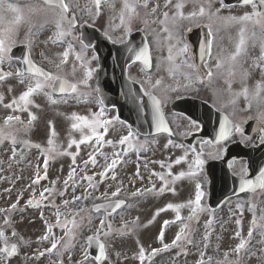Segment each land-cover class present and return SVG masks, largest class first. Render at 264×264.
Wrapping results in <instances>:
<instances>
[{"label":"flooded vegetation","instance_id":"obj_1","mask_svg":"<svg viewBox=\"0 0 264 264\" xmlns=\"http://www.w3.org/2000/svg\"><path fill=\"white\" fill-rule=\"evenodd\" d=\"M65 2L70 7L69 15L75 14V24L69 28L65 21L64 30L70 31L71 35L59 38L57 33L60 29L57 28V20L60 9L58 7H50L45 3V0H4L3 5L0 6V16H3V21L0 22V31L12 27L16 34L14 43L11 44V50L7 53V57L10 59L6 58L0 65V72L4 74V79L0 80V96L6 89L11 93L18 80L25 83V91L29 86H34L37 80L44 82V77L24 70L26 64L23 63V57L28 56V51L24 47H28L31 58L36 64L45 71L76 83L78 89L84 90L83 94L91 96L89 101L92 102L94 111L100 115L99 128L100 132H103L101 134L103 139L100 140L93 135L92 126L90 128L88 123L80 124L79 119L76 118L80 115L76 101L78 91L60 93L46 87L43 91L33 93L27 104L19 101L22 94L13 95L7 104L4 103V99H0V128H3L7 133L14 134L17 139L15 145L10 139L0 143V153L6 154L4 158L0 156V172H4L3 174L7 172L9 175L8 184H6L13 188H27L29 193L37 196L35 198L38 199H35L34 203L30 205L33 210L51 207L59 212L62 207L58 200L59 196L69 195L77 189L80 168L87 167L85 161L80 162L81 154L83 153L85 156L91 154L88 167H91L95 175L90 180L93 185L95 180L100 181L98 184H104L106 180L115 176V178L122 177L123 180L124 175L133 176L131 177L133 182L124 180L125 184L122 185V190L126 192L140 190L142 194L135 196L130 193L126 194L127 201L132 202V198H135L133 205L143 202L153 204L157 207L156 215L162 212L159 210L162 202L163 211L174 210L177 208L175 206L178 201L179 205L183 206L189 201L190 196H193L195 201L197 192H201L203 193L200 200L201 216L203 212L206 218V213H208L209 219L214 221L218 211L210 208V197L206 195L207 182L206 177H203L206 172L205 166L211 160L222 159L229 150L234 160L231 165L226 164L224 167L228 172L232 170L238 176H246L251 160L259 159L258 162L264 163V150H261V146L264 145V119L255 117L253 106L249 107L248 105L244 110L235 112L229 107L228 109L224 101L213 99L212 90L207 87L197 89L195 97L209 102L215 110L209 108L196 110V115H199L202 121L175 112L172 105L179 95L170 97L167 102H164L159 94L161 89L164 93H167V89H170L168 93H173L174 85L168 86L164 81H160V76L165 72H167V76L170 74L171 67L167 69L169 62L173 59L185 58V56L172 55L170 59L168 55L163 57L159 54L157 39L153 33L154 24L152 21L154 19L151 17L158 14L160 10L168 14L176 13L175 21H178L179 26H183L182 29L187 30L200 24H207L206 21L195 26H191V23L187 24L191 19L200 16L190 17L189 14L193 11L198 12L201 6L206 9V13L203 15L205 17L211 12L210 9L215 12L219 9L218 15L233 10L234 16L239 17L240 13L251 12V5L245 6L242 0H233L232 4H228L226 0H171L172 8L177 10L175 12L172 8L165 7L168 5L167 0H147L146 7L137 6L139 15L131 20V30L129 31L127 15H125L123 23L120 19L123 0H112L114 7L102 0L98 15L93 0H65ZM177 4H182L183 7L178 9ZM9 5L19 11L11 10ZM261 7L264 8V5ZM153 8L156 9L155 12L152 11ZM89 10H91V14H89ZM179 12H183L184 18L177 15ZM17 16L22 18L17 24H13L12 21ZM29 20L32 22L29 23ZM239 25L240 23H237V26ZM252 26L256 27L257 25L253 24ZM96 28L103 33L104 38L96 36ZM83 29L88 33L91 32V34L89 33L91 35L90 46L87 45V47H84L86 43L81 38ZM135 31H142L147 38L149 56L147 53L146 56L150 59L148 64H144L141 60L130 61L132 53L141 51L135 45L145 41L143 38L130 40L131 34ZM251 33L255 35V33ZM130 41L132 45L128 47L127 43ZM217 41L223 43V39L214 40L212 38L211 51L214 42ZM65 52H68L66 62L61 63L62 60H65L63 55ZM78 55L80 59H77ZM248 56L250 57V55ZM143 58L145 59L144 56ZM256 58L260 59L259 56L252 59ZM238 60L239 57L234 65ZM190 61L188 62L190 63ZM77 67L81 68V73H78L81 76H76L74 73ZM174 68L175 72L179 69ZM89 71H91V76L88 75ZM7 73H12V75L9 76ZM206 84L203 81L201 85ZM100 88L104 89V98L100 96ZM202 94H205L206 97H203ZM155 97L160 101L162 114L169 123L172 132L167 129L158 130L160 118L155 112ZM13 100H16L20 107L15 105L7 107L12 104ZM57 103H62L64 108L57 109ZM120 109L139 111L143 121V133L138 132L137 129L118 117ZM8 116H18L20 120L5 124ZM105 121L109 123L105 124ZM115 123L121 124L123 137L129 131L134 133L131 139L133 147L130 148L127 143L121 145L118 142L116 144L120 133L116 134ZM73 125H77V127H73ZM222 126L227 129L228 134L225 138H221L220 135ZM49 140L52 141L51 144ZM113 142L115 143L113 144ZM114 147H116L115 151H110V148ZM175 150H182L185 154L177 153ZM154 152H158L160 156L151 157ZM114 153H119V158L114 156ZM193 155L195 158L191 163L189 158ZM198 156L204 161L202 165L196 163ZM93 157L95 163L92 161ZM113 159H117V164L114 168L108 169V165ZM177 161L184 165L181 172L185 173L184 176L174 174ZM45 162L47 163L45 164ZM28 168H32V171L28 173L23 171ZM56 169H59L58 173L54 172ZM191 169L195 170L194 177L200 174L201 178H196L195 185L191 187L187 185L189 186L187 188L183 180L191 179ZM64 174H66L65 180L62 179ZM160 175H163L165 179L161 180ZM37 176L40 177L39 182H36ZM98 184L90 189L92 195L96 196L97 191L100 190ZM45 189L50 191L46 192ZM161 189L164 190L161 191ZM68 192L69 194H67ZM41 193L44 194L43 198ZM36 201L40 202L39 205H36ZM15 202L17 200H13V203ZM228 202L231 205L226 211L235 207L241 212V216H244V213L248 211L251 219V238L258 239L264 244V189L241 191ZM227 203L225 207L228 205ZM169 204L174 207L168 208ZM178 209L179 216L186 214L184 207ZM74 219L76 217H71L68 218V221ZM254 219L255 227H253ZM6 226L5 222L0 223L3 233ZM211 228H205V232L209 233ZM187 232L188 229L185 228L184 233ZM253 264H264V248H258V253H254Z\"/></svg>","mask_w":264,"mask_h":264},{"label":"rangeland","instance_id":"obj_2","mask_svg":"<svg viewBox=\"0 0 264 264\" xmlns=\"http://www.w3.org/2000/svg\"><path fill=\"white\" fill-rule=\"evenodd\" d=\"M165 7L172 8V5L168 3ZM173 10L177 12L176 9ZM210 11L215 13V10L213 9H210ZM164 13V11L160 10L158 14L151 17L154 19V21H152L154 24L153 33L154 37L157 39L159 54L163 57H167L166 55L169 57L172 55L183 56L184 47L180 42L181 35L183 34V30H181L183 26H179L178 21L176 22L175 19H173L176 13L168 14L167 21H165ZM242 14L244 15V13L238 15L242 16ZM230 16H234L233 10L225 11L218 16H198L187 22V24L191 23V26H195L200 22L206 21L212 31L214 30L215 34L217 33L214 36V40H216V38L217 40L223 39V43H219L218 41L216 43L214 42L212 56L208 62L209 68H212L213 70L212 76L208 77L207 84L204 88H211L213 99L224 101L225 104H227V108H231L234 112L237 110H244L248 107L249 102H251L255 117L263 120L264 87H262L258 97L256 96V88L258 83L261 86H264V59H262L264 30L259 25L256 27L252 26V21L243 24L240 23V25L237 26V22L225 19ZM28 22L31 23L32 20H29ZM242 27L246 29L245 48L241 55L238 56V62L234 65L236 60L231 61L229 56L236 50V46L239 43L238 39H240V29ZM165 28H167L168 31H165ZM250 31L255 33V35ZM249 40L251 41L249 42ZM170 49L171 52L169 51ZM248 55H250V57ZM257 56H259L260 59H252ZM169 63L167 69L171 67L169 70L170 74L167 76V72L163 73L160 76V81H164L168 86L174 85L173 89L182 88L181 90H184L185 86H187L185 89H193L191 86L192 82L189 79V73H191L192 70L188 68V65L193 64V62L186 63L184 62L183 57L179 60L173 59V65L179 68L175 75H173L175 68L174 66L172 67L171 62ZM217 63H221V67L217 68ZM257 64L260 66L257 67ZM74 73L76 76H81L78 74L81 73V68L77 67V70H75ZM197 77L199 78L197 82L201 84L203 80L196 70L192 73V79H196ZM28 82L30 83L31 79L28 80ZM24 85L25 83L23 81L18 80L16 87L12 89L11 93H5L4 103L7 104L8 100H10L13 95L22 94L25 91ZM161 88L163 87L161 86ZM244 88L248 89L247 95L243 93ZM77 91L79 94H77L76 101L78 102L79 117L81 118L79 119V123H88L90 128L92 126L91 129L95 127L96 131L93 135L97 136V134L102 132H100L99 128L100 115L98 112L94 111L92 107L93 104L89 101L91 96L89 94H83V89H78ZM166 91L167 93H164L163 89H161L159 93L164 102H167L171 97L170 93H168L170 89H167ZM175 92H178V90ZM202 96L206 97L205 94H202ZM207 96L209 97V95ZM56 107L57 109L64 108L62 103H57ZM114 128L117 131L116 134H118V132L120 133V136L116 139V144H118L123 138L121 124L115 123ZM114 143L115 142H113V144ZM115 149L116 147L112 149L110 148V151H115ZM175 152H181L183 155L185 154L182 150H175ZM81 155L80 162L86 161L85 159H87V155L85 156L83 153ZM0 156L4 158L6 154L0 153ZM107 156H109V153H107ZM158 156H160L158 152L151 154V157L153 158ZM194 158V155L190 156L189 160H191V163L194 162ZM183 167V164H180V162L177 163L174 174L180 175ZM23 171L28 173L32 171V168ZM92 171L91 167L83 168V173H89ZM191 171V179L183 180V182L186 183L187 188L195 185L193 182L195 180V170L191 169ZM54 172L58 173L59 169H56ZM3 173L4 172H0V223L5 222L7 224L5 228V237H7V241L13 240L20 243L17 258L21 264H61V261L62 264H200L199 262L204 259H206V261H203V264H211L212 262L210 259L212 257H217V261H215L214 264H249L250 261L253 260V258H249L245 253V256L242 257V255L239 254L240 250H235L238 244L244 241L246 234H248L250 230L252 232V228H250L251 219L248 215V211L244 213V216H241V212L237 208L231 207L229 211H224V213L217 215V217L215 214L216 219L214 221H211L209 219L210 215L206 213L207 218L203 217L187 225L188 232L181 233L180 235L182 236V239L179 243L177 242L175 246H172V242L175 239L176 234L179 232L165 237L162 236V238V234L159 233L164 231L161 222L166 218H173L175 213L174 210L162 211L156 215L157 207L153 204L143 202L139 205H131L124 211V214L134 216L138 222L131 227L133 229H130L129 232H127L126 227L128 225L126 220H128L129 217L120 219L118 216L117 218L114 217L110 220V217L105 216L103 213H94L91 210V206H84L81 201L78 206L79 208L77 209L79 217L76 218V226H73V224L70 226L74 235L72 237H66L64 225L68 223V221H62L60 216L57 217L56 215H51V213H54L52 208H42L40 210H33L30 208V205L27 202L30 199L33 201L38 199L35 198L37 196L29 193V189L27 188H13L12 186H7L9 175L7 172L5 174ZM50 177H52V175H50ZM124 177L125 175L123 178ZM131 177H128V179ZM65 178L66 174L62 176L63 180H65ZM82 178H84V176L81 175V183L80 185L78 184L77 190L85 186V192H87L89 188L87 180L82 181ZM89 182L91 183V181ZM124 184L125 181L121 177L115 179L112 178L104 183L103 189L105 190H101L99 194L104 196L108 195L115 190V187H120ZM101 185L103 184H98L99 187H101ZM5 186L12 188H5ZM56 192H58L57 189ZM77 192L82 193L81 190ZM74 196H76V194L65 195L62 197L59 196L58 200L62 203ZM13 200H19L20 202L23 201L26 204L23 205L24 209H18L15 213H12L14 216L10 215L11 212L8 211V206ZM179 203L180 202L178 201L176 205H179ZM188 204L189 203L186 202L183 206L189 207ZM192 206L193 203L191 204V207ZM163 208L164 205L162 202L159 210ZM8 215L11 217L7 218ZM55 220H58L57 223L60 225L49 231L52 224L49 223L54 222ZM101 220H104L105 222L102 229L100 227ZM242 225H246V228L244 232L239 233L237 226ZM180 227L183 228V226ZM180 227H178V229ZM209 227H212L211 231L206 233L205 228ZM97 229H100L99 238L104 241L107 249L106 258L99 262L90 257L87 244V238L89 236H95L97 234ZM13 233H16L17 235L14 236ZM105 233H107V235H105ZM237 233H239V235H237ZM43 235L47 236L48 239H43ZM50 236H53V238ZM62 236L65 237L63 243L67 242L69 244L67 249L64 248V243L58 248L56 254L46 251L51 248V244L55 240L60 239ZM191 236L193 237L192 239L190 238L192 244H190L189 239ZM3 242H5V240L2 242L0 241V248L4 247ZM165 244L170 245V247L164 249L163 246ZM177 246L179 247L173 252L172 248ZM258 247L264 248L262 242L259 241ZM141 248H143L145 252V259L143 261L139 258ZM154 249H158L159 251H157L155 255H152ZM41 252H43L44 255L41 256L39 254ZM9 259V256L0 253V264L10 263Z\"/></svg>","mask_w":264,"mask_h":264},{"label":"snow or ice","instance_id":"obj_3","mask_svg":"<svg viewBox=\"0 0 264 264\" xmlns=\"http://www.w3.org/2000/svg\"><path fill=\"white\" fill-rule=\"evenodd\" d=\"M3 2L4 0H0V6L3 5ZM104 3H108L109 6L111 7H114V3L112 2V0H103ZM168 3H171V0H167ZM243 4L245 6H248V5H251L252 7V11L251 12H245L244 15L242 16H239V17H236V16H230V17H226L225 19L227 20H230V21H233V22H237V23H245V22H248V21H252L254 25H259L262 29H264V8L261 7V5H264V0H259V3H257V0H242ZM45 3L47 5H49L50 7H58L60 9V12H59V18L57 20V28L60 29V31L57 33L58 37L59 38H63L64 36L66 35H71V32L70 31H65L64 30V22L67 21V24H68V27L71 28L74 24H75V14L72 13L71 16L69 15L70 14V7H69V4L65 2V0H45ZM93 3H94V6H95V9H96V14L98 15L99 14V11H100V8H101V4H102V0H93ZM138 5H143V6H147V0H123V6H122V9H121V15H120V19H121V22L123 23L124 22V19H125V15H127V18H128V22H129V31L131 30L130 29V23H131V20L139 15L138 11H137V6ZM11 10L13 11H16L18 12L19 9H16L14 8L12 5H9L8 6ZM158 7V5H157ZM176 7L179 9V8H182L183 5L182 4H177ZM210 7V5H209ZM153 12L156 11L155 8L152 9ZM206 13V9L204 8V6H201L199 8V11L196 12V11H193L191 12L189 15L190 17H195L197 15H200V16H203L205 15ZM89 14H91V10H89ZM210 16H218L219 14V9L216 10L215 13H212V12H209L208 13ZM180 18H184V14L183 12H179L177 14ZM22 17L20 16H17L16 19L14 21H12L13 24H17L20 20H21ZM164 18H165V21H167L168 19V13L165 12L164 13ZM176 17L174 16L173 19H175ZM3 21V16H0V22ZM164 22V21H162ZM165 31H168L167 28L164 29ZM245 31L246 29L245 28H241L240 29V40H239V43L237 44L236 46V50L234 53L230 54L229 56V59L231 61H235L237 59L238 56L241 55L242 51H244V48H245ZM15 29L12 28V27H8V28H4L2 31H0V65H2L5 61L6 58H9L10 57H7V53L10 52L11 50V44L14 43V37H15ZM84 47H87V45H84ZM209 48L211 47L210 45L208 46ZM171 52V49L169 50ZM183 51H186V48L183 49ZM146 53H147V49H141L139 55H138V59L141 57V56H144L145 59H147V56H146ZM64 57H65V60H62L61 63H64L66 62V58L68 56V52H65L64 54ZM171 59V56L169 57ZM77 59H80L79 55L77 56ZM262 59H264V41H262ZM23 62L27 65V69L26 71L29 72V73H34L35 75L37 76H40V77H44V82H41L39 80H37V82L35 83L34 86H29L27 88L26 91H24L22 93V95L19 97V101H23L24 104H27L29 102V97H31L33 95V93H36L38 91H43L46 87L47 88H50L54 91H59L60 93H65V92H77V89H78V85L76 83H72V82H69L67 79L59 76V75H54L53 73L51 72H48V71H45L44 69L40 68V67H37L34 62L28 57V56H25L23 57ZM257 67H259L260 65L257 64L256 65ZM57 67H59V65H57ZM217 68L221 67V63H217L216 65ZM188 68L192 70L191 73H189V79L191 80L192 83H195L197 82V80H199V78L197 77L196 79H192V73H194L196 71V65L195 64H189L188 65ZM7 75H12V73H7ZM89 76H91V71H89L88 73ZM207 75L209 77L212 76V72L209 71L207 73ZM4 79V74L2 72H0V80ZM157 83H159V81H157ZM262 87L264 86H261L259 83L257 84V88H256V96L258 97L259 94H260V91L262 90ZM243 93L245 95L248 94V89L247 88H244L243 89ZM155 105H156V113H157V116L160 117L161 115V108H160V101L159 100H155L154 101ZM17 106V107H20V104L16 101V100H13L12 104L11 105H7V107H12V106ZM249 107H251V102H249ZM77 119H81L80 117H76ZM33 119H35V117H33ZM19 121L20 118L18 116H8L6 118V121H5V124H8L9 122L11 121ZM109 122L105 121V124H107ZM160 124H163L164 121L162 119H160L159 121ZM73 127H77V125H73ZM96 129L95 127H93V132L95 133ZM227 129L225 126H222L221 128V138H225L227 136ZM134 136V133L129 131L128 134L126 136H124L120 141L119 143L121 145H124V144H128V146L131 148L133 147V145L131 144V139L133 138ZM97 138L102 140L103 139V136L102 135H99L97 134ZM6 139H10L12 144L15 145L17 143V139L15 137L14 134L12 133H7L4 131L3 128H0V143H2L4 140ZM90 139V137H89ZM27 143V142H25ZM49 143L51 144L52 141L49 140ZM72 143H75V141H72ZM109 143H111V141H109ZM171 143V141H170ZM37 147H39V145H36ZM114 156H116L117 158H119V153H114L113 154ZM92 161L93 163H95V159L94 157L92 158ZM47 162H45L46 164ZM177 163H179V161H177ZM196 163L198 165H202L204 163L203 160L199 159V156L197 157V160H196ZM117 164V159H113L111 161V163L108 165V169H112L115 167V165ZM185 173H180V176H184ZM71 178V177H70ZM39 179L40 177L37 176V180L36 182H39ZM89 180H91V177H88ZM160 179L161 180H164L165 177L163 175H160ZM67 183V182H65ZM247 186L249 189H255L256 187H259L261 189H264V172L261 173L259 179H258V182L257 183H254L253 181L251 180H244L243 183H242V187H241V190L243 191L244 190V186ZM164 189H161V191H163ZM45 191H50L49 189H45ZM120 189H117L116 192H113L112 195L113 196H117L118 193H119ZM138 194H142L140 192V190H137V192H134L132 193L133 196L135 195H138ZM203 195V193L201 192H197L196 194V199H195V203L199 206L200 204V200H201V196ZM44 194L41 193V197L43 198ZM74 199L78 200L80 199V197H74ZM29 205H32L34 203V201L32 199H30L28 202H27ZM36 205H39V201H36L35 202ZM69 203V201H64V204L67 205ZM125 203V201L123 200H116V201H109L108 202V207L111 208L113 211H115V209H118L121 207V205H123ZM13 208L16 207V205H12ZM168 208H172L174 207V205L172 204H169L167 206ZM177 208L179 207H182L181 205H177L175 206ZM100 210V206H97L96 207V211H99ZM164 209H161L160 211H163ZM179 219V217H178ZM70 224H73V226H76L75 225V221L74 220H71L69 221ZM104 220H101L100 221V227L101 229L104 227ZM167 223V222H165ZM255 219L253 220V227H255ZM64 227L67 229L66 231V237H72L74 234L72 233V230L71 228H68V225L65 224ZM126 227V225H125ZM49 231H51V228H49ZM99 233H100V229H97V234L95 236H90L88 237V243L89 245L91 244V242L95 239V240H99ZM13 235H17L16 233H13ZM105 235H107V233H105ZM237 235H239V233H237ZM252 235V232L249 231V237H251ZM0 236H4V233L2 231H0ZM161 238H162V235H161ZM43 239H48L47 236L43 237ZM182 239V236L180 234H178L175 239L173 240L172 242V246H175L177 244L178 241H180ZM65 240V237H61L60 239L58 240H55L52 244H51V248L47 249L46 251L48 252H52L54 249H57V245L61 242ZM69 246V244L67 242H65L64 244V248L67 249ZM245 246V242L242 241L238 246L237 248L235 249L236 251H239L241 249H243ZM100 247V256L97 257V259H100V260H103L105 259V245L104 244H100L99 245ZM164 249H168L170 247V245L168 244H165L164 246ZM17 251V246L16 245H11V247H9L8 243H7V237H5V245L3 248H0V253H4L6 255H13L15 254ZM159 251L158 249H154L153 252H152V255H155L156 252ZM41 256L44 255L43 252L39 253ZM139 258L141 259V261H143L145 259V252L143 250V248H141V251L139 253ZM61 264H62V261H61ZM200 264H203V261L200 262Z\"/></svg>","mask_w":264,"mask_h":264},{"label":"water","instance_id":"obj_4","mask_svg":"<svg viewBox=\"0 0 264 264\" xmlns=\"http://www.w3.org/2000/svg\"><path fill=\"white\" fill-rule=\"evenodd\" d=\"M191 42L194 48V54L196 56V62L201 68L202 71L205 70L204 62L207 60L208 57V42H209V35L207 34L206 30L203 28H199L197 30H193L190 34ZM181 109V108H180ZM121 116H123L121 114ZM127 118L126 116H124ZM130 119V118H127ZM232 154L227 157V160L224 161L221 165L224 167L225 163L232 159ZM101 243L97 240H93L90 244L91 246V253L97 258L100 256V245Z\"/></svg>","mask_w":264,"mask_h":264}]
</instances>
